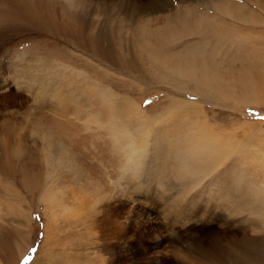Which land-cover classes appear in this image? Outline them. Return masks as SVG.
<instances>
[{
    "label": "rangeland",
    "instance_id": "374dc122",
    "mask_svg": "<svg viewBox=\"0 0 264 264\" xmlns=\"http://www.w3.org/2000/svg\"><path fill=\"white\" fill-rule=\"evenodd\" d=\"M94 35L99 55L84 47ZM204 39L219 64L208 70L213 86L200 71L165 79L167 63L175 68ZM14 69L24 75L12 82ZM46 71L99 100L101 127L145 135L147 152L132 160L141 166L127 184L116 182L131 197L110 203L118 208L106 217L97 210L104 186L60 187L56 199L44 190L40 146L19 154L46 173L27 190L11 152L0 161V264H264V0H0V129L34 118L27 76ZM189 137L221 164L187 168L178 157ZM213 242V254L200 251Z\"/></svg>",
    "mask_w": 264,
    "mask_h": 264
},
{
    "label": "bare ground",
    "instance_id": "6f19581e",
    "mask_svg": "<svg viewBox=\"0 0 264 264\" xmlns=\"http://www.w3.org/2000/svg\"><path fill=\"white\" fill-rule=\"evenodd\" d=\"M147 3L141 4L145 7V11H149L154 6L150 1ZM174 19H178V14L174 16ZM151 21L147 19L143 25L146 26ZM188 32L193 35H203L201 30ZM88 41L89 46L86 47L85 45L84 47L93 51L95 55H99L102 49L101 41L96 35L94 37L91 36ZM206 42H209V40H200V45L197 41L193 44V47L185 48L186 50L183 52L187 53V56L181 57L180 63L176 62L175 68L172 64H169L175 63L174 61L172 62L171 60L167 63V67L171 72L164 75L165 79L170 80L173 74L197 77L196 72L200 71L199 82L213 86V74H210L208 70L216 69L219 64L213 59L215 52L212 49H204L205 47L202 46ZM104 55H106L105 52ZM179 57L177 56L176 59H179ZM154 58L160 60L156 56ZM40 74L43 73L40 71ZM23 75L24 72L12 70V82L22 79ZM38 75L39 73L37 72L35 74L29 73L26 82L28 84L26 91L32 99L31 104H33L30 107V111L34 118L28 123H26L27 120L23 119L18 123L2 125V129H0V149L2 150L0 161L5 162L6 159H10L9 154L11 152L17 155L16 157L20 161L18 165L22 177V186L27 190L34 191L36 188L42 187L41 182L45 177V170H42L41 167L36 168L35 165H31V169H29L28 164L21 162L19 154L29 152L31 147L41 146L42 149L48 151L45 161L50 166V172L47 174L50 181L44 190L52 193L56 199H61L60 194H65V192L60 187L74 186L80 189L81 187L102 185L105 187V195L103 196L101 191L99 192L98 203H102L103 198L105 199L106 196L109 197L107 202L102 203L103 205L101 204L102 207L100 205L101 208L97 209L98 207H96V209L99 213H102L103 217L109 216L108 212H116L118 208L110 203L118 202L120 196L128 199L131 197L130 194H125L123 190L119 192L118 190L120 189L117 187L116 182L120 181V184H124L126 180H131L133 175L128 174L129 168L135 169L141 166L142 160H140V157L147 152L148 141L146 136H136L127 129L117 126L113 127L110 125L109 129L106 128L108 125H106V129L101 127L99 119L104 122L103 115L101 116V113H98L99 100L94 95L87 94L84 89H80L81 86L78 83L74 84L75 82L72 79L67 80V75L62 76L61 79L58 78L57 74L55 76L54 73L49 71L41 79L37 77ZM70 77L72 78V76ZM10 83L7 80H3L2 86L4 87ZM105 95L108 96V94ZM94 100L96 101L94 102ZM125 101L128 107L135 110L140 109L130 100ZM126 103L123 104L126 105ZM92 104L93 106L90 107ZM88 122H92L95 125H89ZM96 125L99 126L96 128ZM32 133H36L38 137H44L42 142L35 141L33 143V140H29V137L33 135ZM63 134L68 137L67 142H63ZM190 138L185 143V147L182 150L179 149L178 157L180 160H182V157L188 159V163H184L187 168L192 169L193 165L202 163L206 171L213 166L212 162L215 165L221 164L220 157H218L219 153L214 151L208 144L187 145L189 142L195 141L194 137ZM86 151L89 154L85 153ZM90 151L95 154H90ZM93 154V159L90 160ZM136 158L139 159L138 162L140 164L132 163V160H136ZM199 169L201 170V168ZM97 189H99V186H97ZM115 189L119 193L116 191L115 194ZM259 208L262 209L264 207L259 206ZM127 219L131 220L130 217ZM125 237H121V239L125 240ZM114 238L116 236H112V239ZM201 244H205V242L198 243L196 248ZM217 248L214 243L212 248L210 247L207 250L200 249V251L209 252L210 250L213 254L214 249ZM148 249H142V254L146 255L149 252H147Z\"/></svg>",
    "mask_w": 264,
    "mask_h": 264
}]
</instances>
